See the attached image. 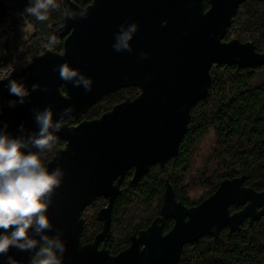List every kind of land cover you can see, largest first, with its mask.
I'll use <instances>...</instances> for the list:
<instances>
[{
	"label": "water",
	"instance_id": "1",
	"mask_svg": "<svg viewBox=\"0 0 264 264\" xmlns=\"http://www.w3.org/2000/svg\"><path fill=\"white\" fill-rule=\"evenodd\" d=\"M246 1L93 0L83 8L68 0L58 29L64 39L63 52L47 50L12 74V79L30 90L26 102L10 108L8 101L18 98L9 95L7 80L0 81V129L7 124L6 131L13 138L24 139L39 133L35 113L49 106L54 123L67 107L74 108L71 119H80L115 91L126 87L141 90L138 97L126 99L100 118L70 126L65 116L60 132L50 129L65 147L56 151L46 168L51 172L60 166L65 175L46 213L53 227L42 235L55 238L58 230L62 233L60 239L66 244L63 264H180L185 246L204 236L218 239L223 229L230 234L240 232L247 220L252 225L264 217V191L247 187L244 175L223 180L210 197L190 208L176 199L166 180L161 215L134 234L130 245L117 255L106 248L114 203L122 194L127 173L133 170L131 183L137 184L151 167H165L178 155L191 111L212 86L213 67L264 66V53L258 52L252 41L225 40ZM69 11L84 12L86 18L69 19ZM7 13V5L0 2V23ZM125 22L139 25L130 41L131 53L116 52L112 47ZM142 53L148 57L142 58ZM64 63L93 80L91 92L60 79L54 69ZM33 84H39L40 89L31 91ZM29 150L39 151L31 146ZM98 198L107 200L97 213L102 231L93 242L82 245L83 214ZM232 206L242 209L232 212ZM170 219L174 226L164 234ZM29 235L40 241L34 229ZM36 251L38 248H10L7 255H0V264H6L8 256L17 264H32Z\"/></svg>",
	"mask_w": 264,
	"mask_h": 264
},
{
	"label": "trees",
	"instance_id": "2",
	"mask_svg": "<svg viewBox=\"0 0 264 264\" xmlns=\"http://www.w3.org/2000/svg\"><path fill=\"white\" fill-rule=\"evenodd\" d=\"M15 9L22 17L12 21L7 32V60H12L20 48L39 54L47 50L63 52L64 39L58 29L67 9L68 0H56L59 6L49 12V18L40 22L24 13L29 0H0ZM87 7L93 0H74ZM207 8L209 4L206 3ZM27 20V21H26ZM25 22L34 27L35 34L26 40ZM55 36L56 45L49 43ZM252 41L258 52L264 53V0H247L240 7L238 16L228 30L225 40ZM212 86L208 96L191 111L188 133L183 138L178 155L165 167H151L137 184H132L133 170L127 173L122 194L113 207L111 238L107 249L117 255L131 243V237L148 228L160 216L166 189V180L173 186L176 199L187 207L199 205L210 197L225 179L246 176L245 185L257 192L264 191V66L240 68L222 65L211 70ZM65 93V87H62ZM123 98L112 94L94 105L80 119H69L77 125L83 120L100 118L112 110ZM212 136L209 157L205 166L192 176V166L199 144ZM60 142V141H59ZM51 151L41 154L45 163L53 158ZM199 180L203 194L193 199L189 194ZM205 191V192H204ZM105 205V199H96L85 211L87 223L82 241H93L102 229L96 213ZM174 226V220L166 223L164 233ZM180 264H264V217L250 225L246 221L240 232L230 234L221 231L215 239L204 236L199 242L183 249Z\"/></svg>",
	"mask_w": 264,
	"mask_h": 264
},
{
	"label": "clouds",
	"instance_id": "3",
	"mask_svg": "<svg viewBox=\"0 0 264 264\" xmlns=\"http://www.w3.org/2000/svg\"><path fill=\"white\" fill-rule=\"evenodd\" d=\"M58 7L56 0H29L24 13L44 22L49 18V12ZM66 15L69 19L86 18L84 12L69 11ZM138 30L139 25L135 22L121 24L115 35L113 49L116 52L131 53L133 48L130 41ZM49 43L56 45L59 41L55 36H51ZM141 56L146 59L148 54L142 53ZM13 71L11 65L0 69V81L7 80L9 95L18 98L8 101L10 108L24 104L31 94L23 82L11 78ZM54 71H58L60 79L72 83L73 87L82 86L86 92L92 91L93 80L79 70L70 68L68 63L58 65ZM40 87L39 84H33L31 91H36ZM43 91L47 92L48 89L45 87ZM73 111V107L65 108L60 113V120L55 123L51 106L42 112H36L35 120L40 131L27 139L13 138L6 131L7 124L0 129V229L3 230V233H0V255H7L13 247L19 251H32L38 248L32 264H63L66 244L60 239L62 233L58 230L55 238L42 233L53 227L46 213L53 203V195L61 186L65 173L60 166L50 172L42 163L41 154L46 150L51 151L56 143L57 137L50 129L60 132L63 129L64 117L71 119ZM23 129L24 126L20 125V130ZM30 146L39 151H30ZM30 229H34L35 234L40 235V241L43 243L30 237ZM6 264H17V261L8 256Z\"/></svg>",
	"mask_w": 264,
	"mask_h": 264
},
{
	"label": "rangeland",
	"instance_id": "4",
	"mask_svg": "<svg viewBox=\"0 0 264 264\" xmlns=\"http://www.w3.org/2000/svg\"><path fill=\"white\" fill-rule=\"evenodd\" d=\"M0 2H3V1H0ZM7 8H8V13H7L8 17L13 18L14 20H15L17 15L19 17H22V15H20V13H18L15 9L9 7V5H7ZM27 23L28 22H25V26H26L25 27V35H26V40L29 41V38H31L35 34V30H34V27L31 25V23H30L31 26H28ZM8 26H9V24H7V26H5V27H8ZM22 53H23V55L18 57V58H20V66L25 65L22 67H26L28 64H30L32 62V61L28 62V60H27L28 58H30L32 51H31V49L28 51V50H25L23 48H20L18 54H22ZM43 53L44 52L42 51L38 55H42ZM211 142H212V136H207L199 144L198 151L195 155V159L193 160V166H192L193 174H192V176L196 177L198 171H200L204 168L205 160L208 159V157H209V148H210ZM195 181H197V184L195 183V185H193L192 188L190 187L189 194L191 195V197L193 199H199V197L203 194V188L200 187L201 182L199 180H195Z\"/></svg>",
	"mask_w": 264,
	"mask_h": 264
},
{
	"label": "built area",
	"instance_id": "5",
	"mask_svg": "<svg viewBox=\"0 0 264 264\" xmlns=\"http://www.w3.org/2000/svg\"><path fill=\"white\" fill-rule=\"evenodd\" d=\"M20 18L18 15L16 16L15 20ZM12 21H14L13 18H10L6 15V17L4 18L3 22L0 23V69L6 68L7 66L11 65L12 68L14 69L13 73L20 70V68L22 65L20 66V57L22 54H18L17 56H15L12 60H7V32L9 29L10 24L12 23ZM7 24H9L8 27ZM28 26H31L29 23H27ZM34 51H32L30 58H28V62H31L32 59L34 58V56L38 55L37 53H33ZM12 73V74H13Z\"/></svg>",
	"mask_w": 264,
	"mask_h": 264
},
{
	"label": "flooded vegetation",
	"instance_id": "6",
	"mask_svg": "<svg viewBox=\"0 0 264 264\" xmlns=\"http://www.w3.org/2000/svg\"><path fill=\"white\" fill-rule=\"evenodd\" d=\"M140 93H141V90L139 89V88H137V87H126V88H122V89H120V90H118V91H115V92H113V93H111V94H109V95H112V94H118V95H121V96H123V98L124 99H122L119 103H121V102H123V101H125L126 99H131V100H133V99H135L136 97H138L139 95H140ZM108 95V96H109ZM107 97V96H106ZM105 98V97H104ZM99 103V102H98ZM119 103H117V104H119ZM116 106V105H115ZM68 121V120H67ZM67 121H66V123H67ZM68 124V123H67ZM70 125V124H69ZM71 126V125H70ZM60 141V142H59ZM57 142H59V143H61L62 142V145L61 146H59L57 149H56V151L58 150V149H60V148H63V147H65V143L62 141V140H56V143ZM56 151H55V153H56ZM55 155V154H54ZM54 157V156H53ZM53 158H51L48 162H50L51 160H52ZM48 162H46L45 163V167H46V165H47V163ZM104 199V198H103ZM105 205L102 207V208H104L105 206H106V204H107V200L105 199ZM101 208V209H102ZM100 209V210H101ZM242 208L241 207H239V208H237V207H235V206H232L231 207V211L232 212H236V211H239V210H241ZM99 210V211H100ZM98 211V212H99ZM86 212V211H85ZM85 212H84V214H85ZM97 212V213H98ZM97 213H96V218H97ZM84 214H83V217H84V219H85V221H86V223H87V218L84 216ZM161 215V214H160ZM97 220H98V218H97ZM99 221V220H98ZM248 221V220H247ZM100 223H101V225H102V228H103V223L101 222V221H99ZM86 223H85V226H86ZM84 229H85V227H84ZM101 231H102V229H101ZM100 231V232H101ZM99 232V233H100ZM83 233H84V231H83ZM83 233H82V236H83ZM99 233H97V234H99ZM164 234H166V233H164ZM82 236H81V243H82V245H86V244H89V243H91V242H93L94 241V239H93V241H90V242H84V241H82ZM96 237V236H95ZM111 238V237H110ZM109 240V239H108ZM108 240H107V242H106V248H107V243H108ZM104 246V244L103 243H101L100 244V246H99V248L101 249L102 247ZM109 250V249H108ZM38 259V258H37Z\"/></svg>",
	"mask_w": 264,
	"mask_h": 264
}]
</instances>
